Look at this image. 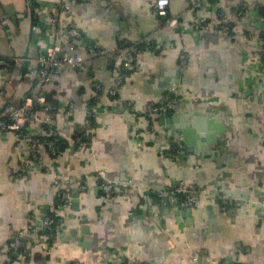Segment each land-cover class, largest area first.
Returning <instances> with one entry per match:
<instances>
[{
	"label": "crops",
	"instance_id": "1",
	"mask_svg": "<svg viewBox=\"0 0 264 264\" xmlns=\"http://www.w3.org/2000/svg\"><path fill=\"white\" fill-rule=\"evenodd\" d=\"M67 1H37L31 38L29 0H0V57L12 65L0 117L36 100L34 61L48 48H64L55 31L76 27L81 55L87 57L92 46L102 50L82 68L58 72L46 87L45 104L37 107L70 144L59 156L41 147L35 167L20 179L30 154L27 142L0 134V264H264V207L237 205L223 212L210 193L193 209L150 206L154 194L179 181L217 187L233 198L264 194V18L255 0H199L195 9L186 0H171L175 27L158 16L156 0H93L55 13L54 6ZM253 22L256 38L250 40ZM131 46L142 53L119 96L112 97L115 72ZM182 48L186 68L179 60ZM26 56L30 66L23 75ZM173 87L185 98L176 117L164 125L157 120L152 136L148 121L133 117L134 109L164 101ZM178 124L184 127L177 133L184 155L168 129ZM80 132L87 134L86 145L73 143ZM49 135L41 123L30 127L29 136ZM168 145L179 151L175 159ZM86 176L89 188L80 191ZM103 177L117 184L109 202L102 200ZM55 179L71 188L70 210L57 219L48 247L36 243L39 232H28L27 253L12 260V237L35 214L44 219L56 213Z\"/></svg>",
	"mask_w": 264,
	"mask_h": 264
},
{
	"label": "built area",
	"instance_id": "2",
	"mask_svg": "<svg viewBox=\"0 0 264 264\" xmlns=\"http://www.w3.org/2000/svg\"><path fill=\"white\" fill-rule=\"evenodd\" d=\"M38 1V0H36ZM93 0H69L67 2H59L54 6L55 13H69L73 6L78 4L90 3ZM190 9H195L198 6L199 0H186ZM171 0H156L152 3L158 16L168 18V23L175 27L178 25L176 18H169L168 8ZM255 8L264 6V0H255ZM51 25L53 27L58 25V17L54 16L51 19ZM255 23L251 24V30H249L247 36L250 40L256 38ZM222 29L226 30L225 25H222ZM54 34L59 36L64 48L60 46L48 48L43 52L35 61L36 69L32 71L34 78L38 86V96L36 100H27L20 106L10 107L8 113L0 117V134L4 132H11L14 134L15 139L19 142L25 141L30 150L29 159L22 163L21 171L19 172V178L24 179L26 175L35 167L36 161L39 156V149L41 147L46 148L49 153L57 157L61 153H58L56 148V140H41L39 137L29 136L30 127L33 123H41L42 126H47L50 135L53 138L59 137L58 133L53 131V121L49 116H43L37 107L45 104V95L49 93L47 86L53 83V80L58 72L65 68L80 69L87 62L88 58H93L102 54V50L98 46H92L87 50V57L78 53L77 41L81 37V32L73 25L69 26L66 30L55 31ZM262 49L259 54L264 58V40L262 41ZM152 48H154L152 46ZM142 53V48L138 46L129 47L125 56L118 66L115 72L114 85L115 89L110 90V96H119V90L123 86L128 74L134 67V64L138 60ZM179 60L181 66L186 68L189 64V58L184 50L181 49L179 53ZM12 65L8 60L0 59V101L2 99L3 88L9 82V76L11 73ZM99 88V87H98ZM184 94L177 88H171L169 90V97L162 102H151L144 107H137L134 109L133 117L146 119L149 123V133L155 136L157 133V120L165 115L169 110H177L181 101L184 99ZM111 108V107H110ZM73 108L68 110V114L71 115ZM95 112V109H93ZM60 138V137H59ZM87 134L83 133L81 136L73 139L74 144L86 145ZM174 144V143H173ZM169 146V145H168ZM177 149V148H176ZM169 156L175 159L179 155V151L169 146ZM55 188L58 192V205L56 213L54 215L46 216L44 219H39L37 214L32 217L30 224L21 232L14 235L8 243V251L11 255H21L27 253V249L23 246V240L28 235V232H39L36 237V243L40 246V249L44 250L48 247V244L52 241L53 234L55 233V226L57 219L65 215L67 210H70L72 205V194L70 186L63 184L60 180H54ZM89 176H86L80 185V191H86L89 188ZM100 189L102 191V200L109 202L114 192L117 190V184L108 177H103L100 182ZM210 193L213 197L217 198L220 202V206L223 212L237 207V205H260L264 207V194L257 200H249L247 198H233L228 194L222 192L217 187L206 188L200 185L188 184L185 181H179L173 187L162 190L156 197L152 198L150 206L155 207L157 204L167 210L173 211L178 208H195L201 204L202 196ZM152 213H150V216ZM34 220H38L39 224H35ZM37 223V222H36ZM47 249V248H46ZM196 261L199 260L197 256ZM221 264H235L232 262H224Z\"/></svg>",
	"mask_w": 264,
	"mask_h": 264
},
{
	"label": "water",
	"instance_id": "3",
	"mask_svg": "<svg viewBox=\"0 0 264 264\" xmlns=\"http://www.w3.org/2000/svg\"><path fill=\"white\" fill-rule=\"evenodd\" d=\"M30 14H31L30 37L32 38L33 37V33H34V28H35V10L33 8L30 10ZM29 66H30V60L26 56V57H24L23 75H25L27 73ZM46 101L48 102L49 101V98H46ZM170 117H173V118L176 117V111L169 110V111H167V113L165 115L161 116L160 117L161 125H164L165 124V120L167 118H170ZM180 128H184V127H182L181 125L178 124V126L173 127V128H168V129L172 132L173 138L175 139V141H177L179 143V147H180L181 152H182L181 154L184 155L185 152H186V149L183 146L184 141H183V139L179 138V136L177 134L179 132V129ZM183 132L185 134V131H183ZM181 157H183V156H181ZM42 218L43 217H41V219ZM12 256L13 257H19L18 255H14V254ZM14 264H21V263L18 260Z\"/></svg>",
	"mask_w": 264,
	"mask_h": 264
},
{
	"label": "trees",
	"instance_id": "4",
	"mask_svg": "<svg viewBox=\"0 0 264 264\" xmlns=\"http://www.w3.org/2000/svg\"><path fill=\"white\" fill-rule=\"evenodd\" d=\"M32 8L35 10V12H37L36 10L38 9V4H37L36 0H29V10H31ZM258 12L260 13V16L262 18H264V6L259 7L258 8ZM36 21H37V19H35V24H36ZM260 38L264 40V34H261ZM0 59L9 60V59L4 58V57H0ZM90 105H91V107L89 108V111L91 113L90 114L91 115L90 119H91V121H93L94 120V118H93L94 112H91V111L94 108V106H96V103L91 101ZM43 127L45 129H48L47 126L43 125ZM82 134H83V132L78 133L77 135H75L74 139L77 138L78 136H81ZM41 140L42 141L43 140H56L55 143H56V148H57L58 153H61L64 149H66L67 147L70 146L68 141H66V140H64L62 138H59V137L53 138L52 136H49L48 138L41 139ZM154 197H156V196H154ZM10 257L12 258V260H16L17 259L16 257H13L11 254H10Z\"/></svg>",
	"mask_w": 264,
	"mask_h": 264
}]
</instances>
